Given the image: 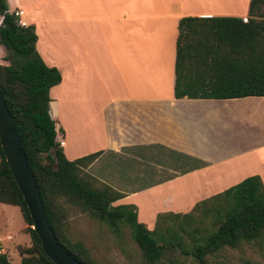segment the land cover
I'll return each instance as SVG.
<instances>
[{"label": "crops", "instance_id": "1", "mask_svg": "<svg viewBox=\"0 0 264 264\" xmlns=\"http://www.w3.org/2000/svg\"><path fill=\"white\" fill-rule=\"evenodd\" d=\"M5 2L8 12L23 11L36 54L60 74L48 114L67 161L140 149L166 155L146 162L163 179L120 193L112 206L132 205L136 222L152 231L161 216L184 217L246 178L264 189V97H173L178 21L247 20L250 0ZM18 213L16 226L0 221V254L15 257L11 264L20 260L15 236H24Z\"/></svg>", "mask_w": 264, "mask_h": 264}, {"label": "trees", "instance_id": "2", "mask_svg": "<svg viewBox=\"0 0 264 264\" xmlns=\"http://www.w3.org/2000/svg\"><path fill=\"white\" fill-rule=\"evenodd\" d=\"M35 41L33 28L19 27L5 0H0V48L4 51L0 57V93L58 246L81 264H92L82 245L71 243L63 233L65 207L71 206L105 225L114 235L125 225L143 264H155L165 247L173 245L188 254L180 239H173L172 243L170 237L176 235V230L159 229V218L154 229L148 231L136 222L132 205L112 206L123 195L108 186L96 185L83 172L99 152L74 161L65 159L48 114V92L59 84L60 74L43 64L35 52ZM173 72L174 99L264 97V0H250L246 22L230 17L180 19ZM218 198L226 202L225 210L220 213V208L209 209L223 215L213 230L202 241L193 239L197 229L191 233L189 254L197 264H209L206 256L223 248L236 249L241 243L257 241L264 235V189L258 177L246 178L209 200ZM0 204L16 207L24 222L22 233L30 244L15 247L19 264H53L42 253L31 230L27 210L1 149ZM177 226L178 231H183L181 227L186 224ZM0 264H11L5 254H0Z\"/></svg>", "mask_w": 264, "mask_h": 264}, {"label": "rangeland", "instance_id": "3", "mask_svg": "<svg viewBox=\"0 0 264 264\" xmlns=\"http://www.w3.org/2000/svg\"><path fill=\"white\" fill-rule=\"evenodd\" d=\"M4 56V51L0 48V57ZM166 155L159 150L146 153L143 149L127 150L120 155H104L97 161L92 162L83 169V172L92 177L96 185L110 187L117 193H128L151 182L163 179L162 174L151 170L146 164L152 159L162 160ZM166 160V159H165ZM91 166V167H90ZM187 163L182 161L177 167L186 168ZM149 168V169H148ZM225 201L222 198L208 200L205 203H198L190 212L189 217L161 216L159 218V229L172 228L176 230V235H171L173 239H180L182 247L188 252L184 254L178 247H165L161 258L155 264H197L190 256V246L192 244V230L198 232L193 235L202 241L203 237L211 232L213 226L219 221L222 214L211 210L220 208V213L225 210ZM2 211V212H1ZM16 216L18 210L0 204V221L6 219L10 225L16 226ZM186 224L181 227L183 231H178V224ZM192 231V232H191ZM63 233L71 243H79L86 250L87 256L92 264H143L141 253L131 239L130 230L125 226H120L119 233L114 235L102 223L96 221L88 214L81 213L77 208L66 206L65 219L63 223ZM15 236L16 241L22 245L29 246V238ZM168 237V236H167ZM13 241H3L2 245L12 244ZM6 252V251H5ZM12 255L9 261H13ZM205 260L209 264H264V235L257 241L251 243H241L236 249L223 248L212 256H206Z\"/></svg>", "mask_w": 264, "mask_h": 264}, {"label": "water", "instance_id": "4", "mask_svg": "<svg viewBox=\"0 0 264 264\" xmlns=\"http://www.w3.org/2000/svg\"><path fill=\"white\" fill-rule=\"evenodd\" d=\"M0 149L31 221V230L53 264H81L56 243L44 216L34 179L27 165L11 116L0 93Z\"/></svg>", "mask_w": 264, "mask_h": 264}, {"label": "built area", "instance_id": "5", "mask_svg": "<svg viewBox=\"0 0 264 264\" xmlns=\"http://www.w3.org/2000/svg\"><path fill=\"white\" fill-rule=\"evenodd\" d=\"M10 14H12V16L16 19V24L19 26V27H26V24L25 22L23 21V16H24V13L23 11L21 10H18V9H14L10 12ZM243 22H246L245 19H242ZM58 145L61 147L62 146V142H58ZM8 239V238H7ZM0 249H1V244H0Z\"/></svg>", "mask_w": 264, "mask_h": 264}]
</instances>
